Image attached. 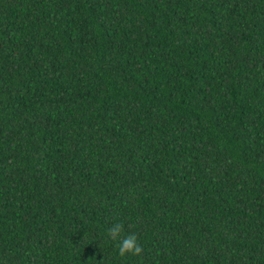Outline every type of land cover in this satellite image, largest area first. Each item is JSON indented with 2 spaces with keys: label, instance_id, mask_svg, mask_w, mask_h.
<instances>
[{
  "label": "trees",
  "instance_id": "obj_1",
  "mask_svg": "<svg viewBox=\"0 0 264 264\" xmlns=\"http://www.w3.org/2000/svg\"><path fill=\"white\" fill-rule=\"evenodd\" d=\"M0 264H264V0H0Z\"/></svg>",
  "mask_w": 264,
  "mask_h": 264
},
{
  "label": "clouds",
  "instance_id": "obj_2",
  "mask_svg": "<svg viewBox=\"0 0 264 264\" xmlns=\"http://www.w3.org/2000/svg\"><path fill=\"white\" fill-rule=\"evenodd\" d=\"M124 232V224L122 222L115 223L109 229V237L116 241L117 254L124 258L128 255L141 256L143 253V247L139 243V239L136 234H128L122 237Z\"/></svg>",
  "mask_w": 264,
  "mask_h": 264
}]
</instances>
